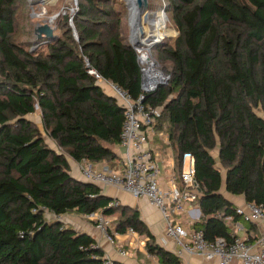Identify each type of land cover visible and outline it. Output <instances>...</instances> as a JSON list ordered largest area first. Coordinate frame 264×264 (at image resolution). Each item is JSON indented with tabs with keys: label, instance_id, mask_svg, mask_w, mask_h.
Wrapping results in <instances>:
<instances>
[{
	"label": "trees",
	"instance_id": "16d2710c",
	"mask_svg": "<svg viewBox=\"0 0 264 264\" xmlns=\"http://www.w3.org/2000/svg\"><path fill=\"white\" fill-rule=\"evenodd\" d=\"M164 9L176 36L152 48L167 84L145 93L168 124L177 172L189 153L199 196L193 230L207 242L230 240L240 217L227 196L264 205V0H149ZM113 0H78L63 37L30 53L14 40L25 0H0V264H101L95 240L66 227L62 216H117L146 238L159 264H180L155 243L136 209L109 207L98 186L71 176L70 163L118 168L123 110L88 73L132 99L143 94L135 50L118 36ZM76 36V39L74 37ZM35 106L38 107L36 111ZM37 112L50 149L28 119Z\"/></svg>",
	"mask_w": 264,
	"mask_h": 264
},
{
	"label": "built area",
	"instance_id": "2783aa9c",
	"mask_svg": "<svg viewBox=\"0 0 264 264\" xmlns=\"http://www.w3.org/2000/svg\"><path fill=\"white\" fill-rule=\"evenodd\" d=\"M76 39V36L74 34ZM147 48V47H146ZM146 48H134L140 67L141 77L147 91L137 100L132 99L117 85L107 82L94 71H88L99 84L109 89L118 105L123 110L124 122L120 133L121 165L110 170L105 166L102 170H95L86 161L78 163V173L81 180L96 186L113 188L134 198L145 199L148 205L154 207L161 214L165 225V238L162 242L172 241L188 255H199L206 261L217 264H264V235L252 242L234 235L230 240L217 238L213 242L204 240L200 231L189 230L183 226L178 217L188 215L191 223L198 221L200 213L194 206L199 189L194 179V164L191 154L182 156V169L179 173H170L165 183H161V159L150 145L155 136L158 121L161 118V108L145 104V93L153 92L159 84H163L161 76L158 80L149 77L147 65L141 60V53H149ZM151 55V54H150ZM152 62V58H151ZM152 66L153 63H152ZM168 144V136H159ZM117 206V202H110L109 207ZM195 207V208H193ZM235 213L244 222L258 224L264 220V205L247 203L235 209ZM195 214V215H194ZM87 220L93 223L100 234V239L107 245L115 247L117 254L126 258L127 252L116 244V233L108 218L100 213L88 215ZM242 228L234 225V231L239 233ZM126 234L134 235L133 229H127ZM92 249L101 248L100 241H95ZM101 264H115L108 256L103 255Z\"/></svg>",
	"mask_w": 264,
	"mask_h": 264
},
{
	"label": "crops",
	"instance_id": "0c3cea01",
	"mask_svg": "<svg viewBox=\"0 0 264 264\" xmlns=\"http://www.w3.org/2000/svg\"><path fill=\"white\" fill-rule=\"evenodd\" d=\"M162 135L166 136L162 130L159 131L158 129H156L155 136L153 137L152 141H150V145L151 148L159 154V157L161 159V183L164 184L170 173L177 174L178 172L175 164V155L172 151V148L169 143L166 144L159 138V136ZM121 151V147L120 145H118L115 152L119 157V161L121 159ZM91 165L97 171H100L105 166H107L104 162ZM74 178L80 180V174L76 172ZM98 187L100 188L101 193L104 196L111 199V202H117V206L121 205L136 209L139 213L140 219L145 223L150 233L154 237L155 243L164 250L178 257L180 264H217L216 262L206 261L199 255H188L179 247H177L172 241H167L166 244H164L162 241L166 240V238L164 233L165 225L163 218L157 209L148 205L145 199L134 198L127 193L116 191L113 188L102 186ZM227 199L233 204L235 209L238 207H242L245 204V201L242 197L227 196ZM177 219L183 226H185L189 230L193 229L194 223H191V220L189 219L188 215L183 214ZM74 221H76L74 224L65 223L66 227L73 229L77 233L88 235L92 237L95 241H100L103 255H108L115 262V264H159L156 257L151 256L147 253L146 238L141 237L136 233L134 235H128L126 234V232L124 234H118L116 237V244L122 249H124V251H126L128 254L126 258H122L117 254V251L115 249V247H117L116 245L115 247L109 246L100 239V234L95 229L93 223H91L89 220V222L87 221L88 223L79 219H74L73 222ZM226 225L229 227L232 234L247 239L249 240V242H252L254 239L258 238L261 235H264V220L258 224H252L249 222L246 223L242 221L241 218H239L235 222L232 221L230 218H227ZM234 225L240 226L242 230L239 233H236L234 231ZM231 264L239 263L233 262Z\"/></svg>",
	"mask_w": 264,
	"mask_h": 264
},
{
	"label": "rangeland",
	"instance_id": "374dc122",
	"mask_svg": "<svg viewBox=\"0 0 264 264\" xmlns=\"http://www.w3.org/2000/svg\"><path fill=\"white\" fill-rule=\"evenodd\" d=\"M149 2L150 1L148 0V3ZM125 4H126L125 0H113L112 7L117 13L121 15L120 16L121 27L118 30V36L120 37L123 43L129 45L130 44L129 42L130 31L128 26L129 12L125 7ZM77 5H78V0H45L42 4H38L32 7L30 6L29 1L25 0V7H24L25 10H22V12H18L19 16L15 26L14 40H16L18 44L24 46L30 53H35L36 51H40V50L47 52L46 49H43V45H42L43 43L46 42L45 39L43 37L41 39H37L35 36L36 28L42 25H49L54 30V34L57 37L62 38L63 34L66 32V27L64 24L65 20L67 19L69 20L68 27L72 31H74V26L72 25L71 19L72 17H74L76 13ZM149 12L157 14L159 17L160 24L164 26L166 29V35L162 37L161 41L166 40L170 45H172L169 40H172V38L176 36V33L169 26L168 21H166L165 18L163 17L161 13V9L149 10ZM52 18L54 19L52 20ZM50 20L52 22H50ZM149 54H151L149 63L151 62V58H152L151 63H153L154 65L152 67L153 71H155V73L159 71L164 77H168L169 79V76L164 71L163 66H161L158 62L159 57L157 58V55H155V52L153 53L152 49L149 51ZM167 82L166 83L164 82L163 84H167ZM105 90L107 91V94L109 96H112V93L109 91V89L105 87ZM35 109L36 111H38L37 106H35ZM28 119L32 121L35 126L38 127L39 131L42 134V137L45 140L46 145L50 149L54 151H58V148L56 147L55 143L51 141L44 133L37 112L32 116H28ZM162 127H163L162 130L163 133L167 135L168 124L164 123L162 124ZM156 129H158V125ZM69 163L71 167L70 169L71 176H74L75 173L78 172V164L72 162L71 160H69ZM108 168L112 170L115 167L108 166ZM74 219L83 220L86 223L89 222L86 217L78 216L75 213H69L60 218V220L64 225H66L65 223L74 224L76 222V221L73 222ZM109 220L111 225H115L117 222V216H113L109 218Z\"/></svg>",
	"mask_w": 264,
	"mask_h": 264
},
{
	"label": "water",
	"instance_id": "95a60500",
	"mask_svg": "<svg viewBox=\"0 0 264 264\" xmlns=\"http://www.w3.org/2000/svg\"><path fill=\"white\" fill-rule=\"evenodd\" d=\"M30 6H35L38 4H42L43 0H28ZM125 7L129 12L128 17V26L130 31L129 42L130 46L134 48H146L150 51L154 45L159 44L160 40H153L150 37H144L143 28L141 26L140 15L143 11H149V3L148 0H125ZM130 7L132 9V14L130 12ZM161 13L165 20L167 21V17L165 15V10L162 8ZM54 18H52L53 20ZM50 22H52L50 20ZM35 36L37 39H41L42 37L45 39L46 43H50L52 41L57 40V36L54 34V30L49 25H42L36 28ZM161 81L165 83L168 81V77L161 78ZM144 76L141 77V87L143 91H147V88L144 85ZM159 85H162L159 84ZM91 184V183H90Z\"/></svg>",
	"mask_w": 264,
	"mask_h": 264
},
{
	"label": "bare ground",
	"instance_id": "6f19581e",
	"mask_svg": "<svg viewBox=\"0 0 264 264\" xmlns=\"http://www.w3.org/2000/svg\"><path fill=\"white\" fill-rule=\"evenodd\" d=\"M45 1V0H43ZM130 12L132 14V9L130 7ZM141 26L143 28L144 37L148 36L151 39L160 40L166 35V29L160 24L159 17L155 13H150L149 11H143L140 15ZM149 53H141V60L146 63L147 71L150 78L158 80L161 76L155 73L152 69V63L150 61Z\"/></svg>",
	"mask_w": 264,
	"mask_h": 264
}]
</instances>
